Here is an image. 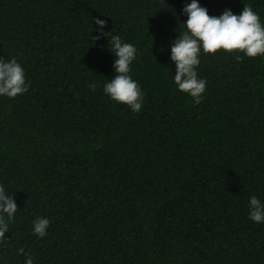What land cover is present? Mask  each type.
<instances>
[{
  "label": "trees",
  "instance_id": "16d2710c",
  "mask_svg": "<svg viewBox=\"0 0 264 264\" xmlns=\"http://www.w3.org/2000/svg\"><path fill=\"white\" fill-rule=\"evenodd\" d=\"M191 2L0 0V59L29 85L0 96V186L17 204L0 264H264L249 219L250 197L264 202V56L201 50L195 104L171 60ZM197 2L214 17L250 6L264 26V0ZM112 36L137 49L139 112L103 90Z\"/></svg>",
  "mask_w": 264,
  "mask_h": 264
},
{
  "label": "clouds",
  "instance_id": "9594fccd",
  "mask_svg": "<svg viewBox=\"0 0 264 264\" xmlns=\"http://www.w3.org/2000/svg\"><path fill=\"white\" fill-rule=\"evenodd\" d=\"M183 12L188 16L183 23L185 30L179 33L171 47V60L176 65L174 81L179 91L191 95L198 105L206 89V81L198 79L196 71L201 50L212 55L223 50L228 53L243 52L249 58L264 56V26L250 6H245L239 16L225 10L221 16L214 17L197 0H192ZM95 23L99 25L98 30L102 31L106 22L97 19ZM109 44L111 52L116 56L114 68L117 75L104 85L103 90L113 101L128 105L133 112H139L143 93L138 83L129 75L137 49L130 43H123L119 36H112ZM237 59L240 57L237 56ZM28 87L24 69L16 59H0V96L15 98L24 94ZM90 88L94 91L96 84H91ZM16 212L17 204L12 195L6 194L4 187L0 186V242L5 239L8 225ZM249 212V219L256 223L264 222V202L254 195L249 199ZM49 224L48 219L37 217L33 224L34 234L45 237ZM19 253L24 254V249H19ZM25 264H33L31 255H27Z\"/></svg>",
  "mask_w": 264,
  "mask_h": 264
}]
</instances>
